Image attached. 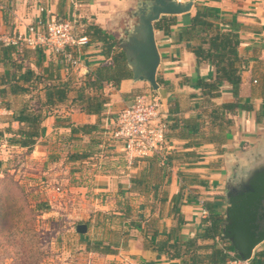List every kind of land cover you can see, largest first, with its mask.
<instances>
[{
  "label": "crops",
  "instance_id": "obj_1",
  "mask_svg": "<svg viewBox=\"0 0 264 264\" xmlns=\"http://www.w3.org/2000/svg\"><path fill=\"white\" fill-rule=\"evenodd\" d=\"M138 1L0 0V40L3 36L13 37L27 33V27L30 24L36 23L47 15L64 18L78 15L84 19L85 24H98L117 39L122 46V40L126 38L132 26L137 23L131 16L127 18L126 14L132 12L134 15L133 9ZM181 1H192V8L186 13L176 14L178 23L172 27L170 33H165L163 29L154 27L160 53V63L157 69L159 88L155 91L162 97L165 114H168L172 104H177L179 107L178 116L181 118L195 116L200 111L197 107V101L200 98L193 96L201 92L200 87L197 86V80L199 77H209L213 73L212 65L198 62L191 49L192 43L179 39L180 32L189 24L190 18L195 14L197 3L216 7L223 16L228 18L235 16L236 20L243 24L239 52L245 59V65L242 68L240 98L252 101L253 109H238L235 113L230 114L234 122L226 137L220 141L222 143L202 140L198 145L187 147L186 140L174 138L172 141L173 150L177 152L195 150L197 154L189 157L181 155L180 158L174 159L167 175L163 176L158 173L164 181L158 188V200L152 204V200L146 199L145 193L132 188L131 182L132 175L139 173L146 162H141L135 168H129L121 153V144L112 139L110 135L111 130L115 127L118 112L130 104L137 93L147 91V89L152 90L147 81H135L130 77L122 79L119 88L111 83L106 84L103 90L109 97V101L106 103L104 116L100 119V128L89 134H79L74 137L70 125L71 123H96L98 121L96 114L87 113L78 105L71 104V99L64 103L58 102L49 108L48 116L43 121L44 131L38 138L34 149L26 155L32 160V167L40 165L41 172L47 180L56 181L58 193L62 192L61 189L64 187L62 183L66 181L68 175L71 177L75 175L74 178L84 180L83 184H74L70 186V189L80 190L88 193V196L91 195L90 200L97 210L92 219L97 222L93 224L97 232L102 227L96 220L99 211L107 213L109 216L121 215L127 204L132 208V217L138 218V221L142 222V227L129 228L125 225L127 220L121 222L119 217L114 220L107 218L103 227L106 226L105 229L110 230L111 234L106 238L99 236L96 238L103 240L104 243L118 242L117 246H112L117 250L107 254L91 251L96 260H92L90 264H182V258H169L168 253L145 246L147 239L144 232L146 229L143 231V227L147 226L148 220L157 217L158 240L164 239L167 233L174 228L172 242L178 238L182 240L195 238L197 245L216 243L222 246L220 239H203L199 236L208 225L206 219L209 217L210 211L206 206V201H221L223 205L219 209L225 217L226 191L222 193L219 189L225 164L232 168L231 173L229 171V174L224 178L227 187L229 179H238L247 172L253 161L264 157V147H256L249 159H245L241 163H232L234 158L232 145L240 138L258 143V132L264 133V124L257 121L258 111L264 108V0ZM46 12L48 13L46 14ZM42 51L32 48L30 56L25 59V65L34 69L36 74L41 75V78L39 81H35V78L28 81L26 85L29 89L24 93H12L9 83H1V77L8 67L3 61H0V99L6 108L2 115L3 125L0 128H7L12 116L25 101L30 99L44 101L46 99L45 84L49 82L45 80L46 68L56 70L62 79L67 77L68 67L63 58L45 51L42 53ZM22 55V53H17L15 57ZM1 57L0 52V60ZM79 57L81 63L73 71L80 75L88 73L107 60L101 44L97 42L83 47ZM233 100L234 97L228 84L224 86L223 95L214 98L216 103ZM60 116L68 118L67 120L59 119ZM201 121L204 124L202 118ZM218 131V127L212 126L209 123V118H206L201 135L215 137L216 135L213 134ZM3 146L16 147L20 152L27 150L24 147L9 144L5 139L0 140V150ZM84 151H91L92 155L83 159L72 157L76 153ZM18 163H21L22 167L25 164L24 161H18ZM102 164L106 169H99V165ZM22 167L18 169V172L23 169ZM27 174L31 175L35 172L28 170ZM64 189L68 190V188ZM180 193L182 202L178 203L179 197L173 199V196H180ZM176 211H180L183 216V221L179 225ZM126 230L128 233L124 234ZM81 248L86 249L85 246ZM210 249L204 247L198 248L197 251L202 255L209 252ZM261 250H264V241L256 246L253 256ZM172 252L173 250L170 253Z\"/></svg>",
  "mask_w": 264,
  "mask_h": 264
},
{
  "label": "trees",
  "instance_id": "obj_2",
  "mask_svg": "<svg viewBox=\"0 0 264 264\" xmlns=\"http://www.w3.org/2000/svg\"><path fill=\"white\" fill-rule=\"evenodd\" d=\"M77 23L81 25L80 34L89 36V44L92 42L101 44L102 51L107 60L83 75L73 71L74 67L67 64L68 75L65 79H62L53 68H46L45 73L47 75L45 80L49 81L45 84L46 99L44 101L40 99L25 101L12 116L7 128H0V140L5 139L9 144L24 147L27 149L26 152H31L44 131L43 121L48 116L49 108L55 106L58 102L64 103L69 101V99H71V104H76L85 112L98 116L96 123H71V131L74 137L79 134H89L100 128L99 122L102 116H104L106 103L109 101V97L104 93V86L111 83L116 88H119L122 79L132 77V70L128 65L126 52L117 39L103 30L98 24H85L84 19L77 21ZM177 23L178 15L165 14L154 22V27L163 29L165 33H170L172 27ZM242 28L243 24L236 20L235 16L231 18L225 17L216 7L197 3L195 14L190 18L189 24L180 32V41L186 40L191 42V49L196 55L198 62H206L212 65L213 73L209 77H199L197 80V86L200 87L201 92L193 96L200 98L197 101V107L200 111L195 116L181 118L177 114L179 112L178 105L172 104L166 116L168 122L166 147L154 154L134 159L133 168L139 166L141 162H146V165L139 173L132 175V188L145 193L146 199L152 200V204L158 200V188L164 181L160 175L165 176L169 173L174 159L180 158L181 155L189 157L197 154L195 150L183 152L173 150L172 141L174 138L186 140L185 145L187 147L198 145L202 140L220 142L226 137L230 131V126L234 122L230 114L235 113L238 109H253L252 101L240 98L242 68L245 65V59L239 52V46L242 42ZM35 49L42 51L40 48ZM31 51L32 47H29L25 43L19 45L5 44L0 40V52L2 55L0 61H3L8 67L2 75L3 77H1V83H9L12 93L27 92L29 89L28 85H26L27 82L34 78L35 81H39L41 78V75L36 74L34 69L26 66L24 63L25 59L30 56ZM17 53H22L23 55L15 57ZM226 84L230 86L234 100L216 103L214 98L223 95ZM140 93L144 92L137 94ZM3 106L5 107L4 104ZM58 118L67 120L68 117L60 116ZM201 118L204 120V124L206 118H209V123L214 127H218L219 131L213 134L216 135L215 137L201 135V129L204 125ZM257 121L264 124V108L258 111ZM121 153L123 154V152ZM91 155V151H84L76 153L72 157L74 159H83ZM101 166L103 167L104 165L102 164ZM158 173L161 174L158 175ZM175 197H179L178 203L182 202L181 193L180 196H173V199ZM222 205L221 201H206V206L210 211V215L206 219L208 225L199 235L203 239H220L222 246L216 243L197 245L195 238L188 240L178 238L172 242L171 239L174 238L175 233L174 228L167 233L164 239L158 240V228L156 227L158 217L156 219L151 218L146 223L147 226L143 227V231L146 229L144 232V236L147 239L145 246L156 251L168 253L169 258H182V264L225 262L231 257L229 251L234 250V248L222 235L224 213L219 209ZM176 212L178 213L177 221L179 225L183 221V216L180 214V211ZM132 216V208L127 204L124 206L121 215L109 216V214L107 215V213L104 214L99 211L96 220L103 226L107 218L114 220L116 217H119L121 222L127 220L125 225L129 228L142 227V222ZM95 223L97 222L95 221ZM95 223L89 221L86 224L89 228ZM127 233L128 231L126 230L124 234ZM80 243L89 252H102L106 254L116 252L117 249L112 246L118 245V242L115 241L104 243L101 239L91 237L88 232L83 233ZM204 247L211 249L209 252L200 255L197 249ZM171 250H173L172 253H170ZM251 262L253 264H264V250L257 251L251 258Z\"/></svg>",
  "mask_w": 264,
  "mask_h": 264
},
{
  "label": "rangeland",
  "instance_id": "obj_3",
  "mask_svg": "<svg viewBox=\"0 0 264 264\" xmlns=\"http://www.w3.org/2000/svg\"><path fill=\"white\" fill-rule=\"evenodd\" d=\"M136 7L137 4L133 11ZM130 16L138 21L137 15L132 12L126 14L127 18ZM51 17L75 23L82 19L78 15H72V19ZM152 91L155 90L142 92ZM263 142L264 133L260 131L258 143L240 138L232 145V163L249 159L256 147H264ZM27 154L29 152H20L16 147L3 146L0 150V264H90L96 259L91 252L81 248L84 246L80 243L83 233L77 231V225L89 221L95 223L92 219L97 213L96 206L88 193L70 189L74 184H83L84 180L68 175L62 183V192L58 193L56 181L47 180L40 165L32 167V160L26 157ZM18 161H24V166ZM21 167L23 169L18 172ZM99 169L106 168L99 165ZM28 170L35 174H27ZM230 170L232 168L225 164L219 188L222 193L226 191L224 178ZM105 227L97 232L91 225L87 232L94 238H106L111 231Z\"/></svg>",
  "mask_w": 264,
  "mask_h": 264
},
{
  "label": "water",
  "instance_id": "obj_4",
  "mask_svg": "<svg viewBox=\"0 0 264 264\" xmlns=\"http://www.w3.org/2000/svg\"><path fill=\"white\" fill-rule=\"evenodd\" d=\"M192 1L139 0L134 15L138 21L122 40L128 65L135 81H147L159 88L157 69L160 53L155 39L154 22L165 14H182L191 10ZM222 235L243 259H251L257 245L264 241V157L253 161L247 172L228 180ZM86 223L77 231L87 232Z\"/></svg>",
  "mask_w": 264,
  "mask_h": 264
},
{
  "label": "built area",
  "instance_id": "obj_5",
  "mask_svg": "<svg viewBox=\"0 0 264 264\" xmlns=\"http://www.w3.org/2000/svg\"><path fill=\"white\" fill-rule=\"evenodd\" d=\"M80 27L77 21L57 20L49 15L30 24L27 33L3 36L1 40L5 44L25 43L29 47L40 48L61 56L66 64L77 67L80 65L81 49L90 42L88 35L80 34ZM5 110L0 99V127ZM166 116L162 97L155 91L137 94L130 104L118 112L110 135L121 144L129 168H133L135 158L154 154L166 147ZM229 253L231 257L228 260L213 264H253L251 259L237 256L234 250Z\"/></svg>",
  "mask_w": 264,
  "mask_h": 264
}]
</instances>
